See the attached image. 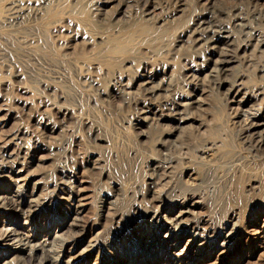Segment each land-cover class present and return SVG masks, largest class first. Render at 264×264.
Masks as SVG:
<instances>
[{
  "label": "rangeland",
  "instance_id": "1",
  "mask_svg": "<svg viewBox=\"0 0 264 264\" xmlns=\"http://www.w3.org/2000/svg\"><path fill=\"white\" fill-rule=\"evenodd\" d=\"M257 122L264 0H0V264H264Z\"/></svg>",
  "mask_w": 264,
  "mask_h": 264
},
{
  "label": "bare ground",
  "instance_id": "2",
  "mask_svg": "<svg viewBox=\"0 0 264 264\" xmlns=\"http://www.w3.org/2000/svg\"><path fill=\"white\" fill-rule=\"evenodd\" d=\"M114 1V0H113ZM15 11V10H14ZM17 11V10H16ZM15 16L10 17V20L14 19ZM239 25V24H238ZM244 28V27H243ZM247 31V30H246ZM245 31V32H246ZM249 31V30H248ZM244 32V33H245ZM226 35V34H225ZM223 38V37H222ZM217 40V39H216ZM228 44V43H227ZM226 53V52H225ZM219 64H221L219 62ZM217 67L215 68L214 73L219 74L220 72H223L224 69L218 67V63L216 64ZM223 66V65H222ZM225 72V71H224ZM211 75L212 78H215V75ZM194 103V102H193ZM199 104V103H198ZM193 105V104H192ZM198 107V106H197ZM193 115V114H192ZM180 126V125H179ZM182 127L178 128L181 129ZM183 129V128H182ZM251 130H253L251 136L254 139L253 141L256 142L255 144L258 146H264V122H261V124L259 122L252 124ZM242 137V136H241ZM249 137V135H248ZM246 138V137H245ZM251 142V141H249ZM259 148V147H258ZM10 166V165H9ZM12 169V168H10ZM1 204L4 205V203L2 202L3 199H0ZM8 202V200H6ZM10 204H14V206L16 208L20 207L17 204V201L14 198H11V200L9 201V205ZM3 205L0 207V209H2ZM14 209V208H13ZM22 212V208H18V213ZM182 215V214H181ZM180 226V225H179ZM15 233V232H14ZM13 234V233H12ZM13 236V235H12ZM16 238L18 239L17 241L19 242L20 246H23L24 248L26 247V249H22V251L20 252V255H17L16 257H14L13 260H11L10 263L8 264H20L23 261H27L28 264H36L39 262V264H51V252L49 250H47L45 247H42V245H36L33 246L32 244V237L31 236H20V232L18 233L16 231ZM8 237H10V234L6 237V239H8ZM57 238H61L59 236H57ZM12 239V238H11ZM45 239V238H44ZM186 239V238H185ZM61 240V239H59ZM45 241V240H44ZM47 243V242H46ZM18 244V243H17ZM42 244V243H41ZM185 240H183V242H181L179 245H175V246H170V243L168 244V248L165 254V257H163V259H165L164 264H174L175 262L177 263H187V262H191L194 260L195 256L198 257V253H202V251L204 250V247H196V250H194V247L196 246V241L195 239H190L189 242L187 243V245H185ZM192 252L194 253L192 256ZM22 253V254H21ZM54 254V253H53ZM40 256V259H38ZM159 257H162L160 255H158ZM53 258V257H52ZM54 259V258H53ZM38 261V262H37ZM145 260H140L137 262V264H144ZM54 262V261H53ZM194 262V261H193ZM25 263V264H27ZM97 263V261L95 262ZM155 263V262H154ZM55 264V263H54Z\"/></svg>",
  "mask_w": 264,
  "mask_h": 264
}]
</instances>
